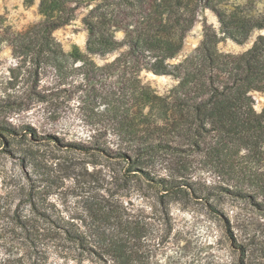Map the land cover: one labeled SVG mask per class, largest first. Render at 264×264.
Returning a JSON list of instances; mask_svg holds the SVG:
<instances>
[{"label": "rangeland", "instance_id": "1", "mask_svg": "<svg viewBox=\"0 0 264 264\" xmlns=\"http://www.w3.org/2000/svg\"><path fill=\"white\" fill-rule=\"evenodd\" d=\"M38 3L27 6L24 0H0L1 38L41 21ZM81 17L53 32L66 54L85 52L87 32ZM204 27L219 29L216 15L208 9L198 12L171 64L193 53ZM259 33L243 45L223 40L217 48L241 54ZM116 55L94 56L93 61L103 65ZM15 63L8 42L1 40L0 258L17 251L29 253L39 264H77L72 249L45 238L57 237L54 233L63 237L64 228L81 234L99 225L104 230L119 216L144 232L141 251L147 264H264V207L221 190L226 185L206 168L203 152L185 143L181 151L173 152V129L158 132L168 140L167 150L143 156L139 167L131 165L133 143L115 135L110 114L103 112L101 103L108 91L125 90L128 96L132 90L122 82L135 74H96L89 82L81 74L65 78L40 74L36 80L31 74H10ZM136 76L135 96L148 86L166 103L173 98V76ZM92 87L100 94L93 110L81 102ZM253 99L254 109L260 112L264 95L253 93ZM122 105L128 108L131 103ZM133 111L145 115L149 107ZM157 179L172 183L173 191L166 194L154 183ZM104 211H111L107 224L97 219ZM82 259L81 264H94L87 252Z\"/></svg>", "mask_w": 264, "mask_h": 264}, {"label": "trees", "instance_id": "2", "mask_svg": "<svg viewBox=\"0 0 264 264\" xmlns=\"http://www.w3.org/2000/svg\"><path fill=\"white\" fill-rule=\"evenodd\" d=\"M34 1L24 0L27 6ZM38 2L41 21L7 38L0 36V41L8 42L16 60L10 74H31L36 80L40 74H55L59 78L81 74L88 82L96 74H135L122 82L125 89L132 90L128 96L125 90L118 94L108 91L101 103L103 112L110 114L115 135L133 143L135 160L131 165L139 167L143 156L167 150L168 140L158 132L173 129V152L181 151L182 143L203 152L206 168L226 185L219 187L221 190L264 207V107L257 112L253 99V93L264 95V0ZM205 9L216 15L218 32L204 27L203 39L193 53L171 64L181 52L198 12ZM79 15L87 32L85 52L66 54L53 32ZM119 32L121 39L117 38ZM255 32L260 33L241 54L223 53L217 48L223 40L243 45ZM115 53L116 57L103 65L93 61L94 56ZM142 73L173 76L176 83L170 92L171 101L166 103L148 86L141 87L135 96L139 84L136 75ZM99 96L92 87L81 102L93 110ZM126 102L131 103L130 107L122 105ZM134 107L139 111L149 107V111L138 116ZM154 183L166 194L173 191L174 186L165 179ZM104 212L97 219L107 224L111 211ZM113 219L114 223L104 230L99 225L94 226L95 231L81 234L64 228L63 237L54 233L57 237L45 239L59 240L63 249H72L77 264H81L85 252L94 264H147V256L141 251L144 232L123 223L119 216ZM18 224L26 227L21 221ZM28 240L35 241L25 238ZM0 264L39 262L29 253L16 251L1 257Z\"/></svg>", "mask_w": 264, "mask_h": 264}]
</instances>
